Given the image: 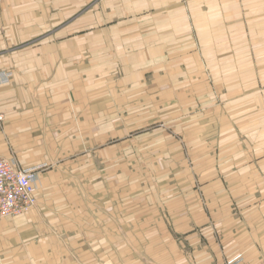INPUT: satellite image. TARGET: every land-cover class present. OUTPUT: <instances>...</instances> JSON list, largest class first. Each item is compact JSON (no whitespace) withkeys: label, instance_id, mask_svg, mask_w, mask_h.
<instances>
[{"label":"crops","instance_id":"1","mask_svg":"<svg viewBox=\"0 0 264 264\" xmlns=\"http://www.w3.org/2000/svg\"><path fill=\"white\" fill-rule=\"evenodd\" d=\"M95 2L0 1V264H264V0Z\"/></svg>","mask_w":264,"mask_h":264},{"label":"built area","instance_id":"2","mask_svg":"<svg viewBox=\"0 0 264 264\" xmlns=\"http://www.w3.org/2000/svg\"><path fill=\"white\" fill-rule=\"evenodd\" d=\"M37 180L35 168L22 166L15 158L0 152V222L36 205Z\"/></svg>","mask_w":264,"mask_h":264},{"label":"rangeland","instance_id":"3","mask_svg":"<svg viewBox=\"0 0 264 264\" xmlns=\"http://www.w3.org/2000/svg\"><path fill=\"white\" fill-rule=\"evenodd\" d=\"M96 1L97 2H95V3L99 4V2L101 0H96ZM259 80L260 79H259V75H258L257 81H259ZM216 106H221V105H216ZM162 109H165L166 113L172 112V111H170L169 107H166V108L162 107ZM165 111H162V115H163V113H165ZM181 120H184V118H180V119L177 118L176 120L170 121V120H168V118H163V117L160 116L158 120H156L154 122H150L145 128H150V129L155 128V129H160V130H170V129L175 128V127H173V125L175 123L176 124L181 123L182 122ZM219 128H220V122L218 120H212V126H207V129H219ZM261 137H264L263 134L261 135ZM50 166H51L50 163H44V166L42 168H35V170L39 173V172L42 171V169H45V168L50 167ZM36 206H37V203L30 210L35 209ZM29 211H27V212H29ZM27 212H25V213H27ZM19 215H21V214H19Z\"/></svg>","mask_w":264,"mask_h":264},{"label":"bare ground","instance_id":"4","mask_svg":"<svg viewBox=\"0 0 264 264\" xmlns=\"http://www.w3.org/2000/svg\"><path fill=\"white\" fill-rule=\"evenodd\" d=\"M36 203H37V199H36ZM23 214H25V213H23ZM13 216H16V215H13ZM10 217V216H9Z\"/></svg>","mask_w":264,"mask_h":264}]
</instances>
